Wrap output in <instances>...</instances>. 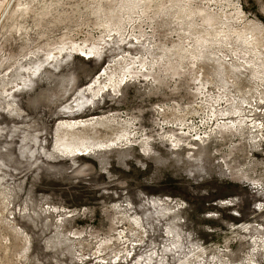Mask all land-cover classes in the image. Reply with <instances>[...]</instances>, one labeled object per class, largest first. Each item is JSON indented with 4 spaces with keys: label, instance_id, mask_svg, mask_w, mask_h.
Segmentation results:
<instances>
[{
    "label": "rangeland",
    "instance_id": "374dc122",
    "mask_svg": "<svg viewBox=\"0 0 264 264\" xmlns=\"http://www.w3.org/2000/svg\"><path fill=\"white\" fill-rule=\"evenodd\" d=\"M0 20V264H264V0H0ZM99 75L121 86L91 108ZM92 117L109 136L59 145Z\"/></svg>",
    "mask_w": 264,
    "mask_h": 264
},
{
    "label": "bare ground",
    "instance_id": "6f19581e",
    "mask_svg": "<svg viewBox=\"0 0 264 264\" xmlns=\"http://www.w3.org/2000/svg\"><path fill=\"white\" fill-rule=\"evenodd\" d=\"M11 8V4H9L4 12V16H6L8 14V12L10 11ZM3 16V18H4ZM3 20V19H2ZM1 21V20H0ZM2 22V21H1ZM1 25V24H0ZM92 47L91 49H87L84 50L81 48V52L85 55V58H92V56L95 55V52L97 50H95V48ZM58 50V49H57ZM37 54V53H36ZM61 54V52H60ZM99 56V55H98ZM54 58V57H53ZM56 59V58H55ZM51 60V59H50ZM52 61V60H51ZM138 61V60H137ZM145 68V67H144ZM106 73V70L105 72ZM109 74V72H108ZM129 74V72H128ZM102 76V75H101ZM104 76V74H103ZM102 76V77H103ZM149 77V76H148ZM99 80H100V75L99 78L97 77V79L91 83L90 85H88L86 88H84L82 91L79 92V96H81L82 98L85 97V95H91L92 99L89 100L87 102V106L94 108L96 101L99 100L98 97H100L102 94H104L105 89H110L113 92H119V88H120V84L119 83H114L111 82L109 87H105V88H101L99 85ZM18 81V80H17ZM113 81V80H112ZM81 90V89H80ZM81 98V99H82ZM80 99V98H79ZM81 101V100H80ZM78 103V99H75L74 103L69 104L66 106L65 110L67 111V113L69 114H73L75 111H80L81 108H83V106H81ZM86 106V107H87ZM74 108H77V110H75ZM75 114V113H74ZM111 121L109 119H107L106 117H92L88 120H80V121H75V122H69L65 124H61L59 127V129H57V135H58V139L59 142L62 143L59 144L61 147L63 146L64 149L66 151H70V153L72 155L78 154L79 156H84L86 155L87 152L90 151V147L89 145H85V144H75V145H71L69 143V141H76L79 142L80 140H82L83 138H89L92 136H99V128L104 132L105 136H109L110 132H111V128L110 125ZM125 131V130H124ZM89 133H91L92 135L89 136ZM126 136V135H125ZM125 137L123 135H117L116 140H122ZM173 138V137H172ZM177 138V137H176ZM60 139H62L60 141ZM126 139V138H125ZM128 139V138H127ZM131 139V138H130ZM170 140V139H169ZM128 141V140H127ZM149 142V141H148ZM121 143V142H120ZM146 143V142H145ZM172 143V142H171ZM113 144V143H112ZM103 145V144H102ZM150 145V144H149ZM178 146V145H177ZM62 147V148H63ZM104 147V146H103ZM146 147V146H145ZM175 147V146H174ZM60 149V148H59ZM97 149V148H96ZM147 149V148H146ZM148 150V149H147ZM147 153V152H146ZM70 155V154H69ZM155 206V204H153ZM158 205V204H157Z\"/></svg>",
    "mask_w": 264,
    "mask_h": 264
}]
</instances>
